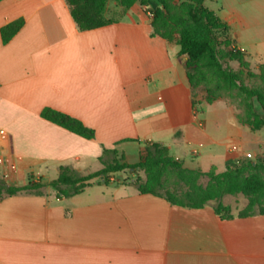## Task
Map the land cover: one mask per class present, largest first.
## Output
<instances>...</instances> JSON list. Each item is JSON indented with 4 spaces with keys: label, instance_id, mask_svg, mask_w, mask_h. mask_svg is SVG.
<instances>
[{
    "label": "crops",
    "instance_id": "crops-1",
    "mask_svg": "<svg viewBox=\"0 0 264 264\" xmlns=\"http://www.w3.org/2000/svg\"><path fill=\"white\" fill-rule=\"evenodd\" d=\"M158 7L136 3L113 23L80 31L66 0L0 2V28L24 21L8 43L0 37V155L16 165L11 183L1 176L0 183L46 184L60 166L92 173L102 169L100 158H112L104 150L133 164L148 142L204 173L256 156L257 137L224 101L208 104L199 93L192 105L177 35L153 34ZM202 7L227 27L244 60L264 64V0H204ZM45 107L79 120L94 138L44 120ZM121 174L68 198L47 185L3 194L0 264H264V215L221 220L212 203L172 206L112 182Z\"/></svg>",
    "mask_w": 264,
    "mask_h": 264
},
{
    "label": "trees",
    "instance_id": "trees-1",
    "mask_svg": "<svg viewBox=\"0 0 264 264\" xmlns=\"http://www.w3.org/2000/svg\"><path fill=\"white\" fill-rule=\"evenodd\" d=\"M114 1L127 10L136 3L145 8L148 0ZM156 1L159 7L152 12L153 34L166 40H172L174 35H177L180 54L186 57L185 69L191 89L192 105H195L199 88L206 90L208 104L221 97L224 88H229L245 99L255 98L264 110V64L259 65V88H248L240 83L239 72L230 69L224 61H238L241 66H246L243 55L235 48H229L231 42L227 37L224 43L226 49H217L215 31L221 29L227 36V27L212 12L202 7L204 0H183L179 3H174L173 0ZM66 3L80 31L93 30L115 21L105 18L107 0H66ZM23 24L22 19H17L1 27L2 43H8ZM40 116L84 139L94 138L92 129L67 114L45 107ZM109 152L113 155L112 158H100L102 169L92 173L84 174L69 166H60L57 177L46 184L30 181L25 186L17 187L0 183V198L3 194L11 196L19 192L37 191L46 185L56 192L58 198H68L94 184H109L111 175L115 173L125 170L134 173L135 170L141 169L146 177L143 182L135 183L138 192L163 198L172 206L202 209L212 203L214 214L221 220L264 215L262 163L239 162L235 167H228L221 173H204L184 168L168 154L166 147L158 142L146 143L144 153L133 164L125 162L123 156L118 157L114 150H104V155ZM167 174H172L176 179V185L172 189L165 187L164 179ZM203 177L207 178L205 185L200 183ZM237 195L246 198L247 205L234 215L222 199L225 196Z\"/></svg>",
    "mask_w": 264,
    "mask_h": 264
},
{
    "label": "rangeland",
    "instance_id": "rangeland-1",
    "mask_svg": "<svg viewBox=\"0 0 264 264\" xmlns=\"http://www.w3.org/2000/svg\"><path fill=\"white\" fill-rule=\"evenodd\" d=\"M124 11L122 7L116 4L114 0H107L105 12L111 18L115 19L120 16ZM216 41H217V49L224 50V43L227 36L224 35V32L219 29L215 31ZM228 40V39H227ZM231 42L230 40H228ZM232 47V43L229 44V48ZM236 51L240 53V51L235 48ZM246 66H241L238 61H224L225 65L230 69L239 72V81L242 85L248 88H259L260 81L257 77L259 72V66L252 65L246 60H243ZM210 84H213L211 80ZM264 90V89H263ZM199 93H203L205 99L207 100V93L204 88H199L197 92V96ZM221 97L216 100L224 101L229 107H231L237 114L238 122L242 125L249 127L250 131L253 135H255V144L257 145L256 156H252L251 158H246L243 161L239 162H258L264 164V110L260 107V105L256 102L255 98L245 99L243 96L237 95L234 89L224 88L221 91ZM215 100V101H216ZM214 101V102H215ZM238 162V163H239ZM237 163V164H238ZM236 164V165H237ZM235 165V166H236ZM234 166V167H235ZM99 167L93 166L88 172H93L97 170ZM121 176L117 179H112V182H124L131 183L136 187L135 183L140 181L143 182L145 180V172L141 169L135 170V172L131 175L129 170H125L121 172ZM20 178V176H19ZM48 178V177H47ZM50 178H55V175H50ZM113 178V177H112ZM132 179V180H131ZM46 180V179H45ZM165 187L173 188L176 185V179L172 174H167L165 176ZM111 181V180H110ZM207 182V178L203 177L200 180V183L205 185ZM225 205H228L231 208V212L235 215L238 211L242 210L247 205V200L241 195L237 196H228L225 198Z\"/></svg>",
    "mask_w": 264,
    "mask_h": 264
},
{
    "label": "built area",
    "instance_id": "built-area-1",
    "mask_svg": "<svg viewBox=\"0 0 264 264\" xmlns=\"http://www.w3.org/2000/svg\"><path fill=\"white\" fill-rule=\"evenodd\" d=\"M241 51L240 49H238ZM6 133L2 129H0V139H5ZM235 146L230 148L231 151L236 150ZM16 165L13 161H11L7 156L0 155V176L5 183H11L10 174L15 172Z\"/></svg>",
    "mask_w": 264,
    "mask_h": 264
}]
</instances>
